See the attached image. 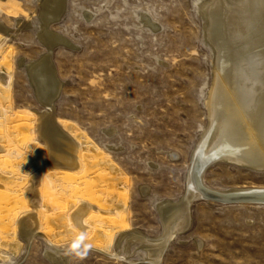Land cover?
Listing matches in <instances>:
<instances>
[{"label": "rangeland", "instance_id": "374dc122", "mask_svg": "<svg viewBox=\"0 0 264 264\" xmlns=\"http://www.w3.org/2000/svg\"><path fill=\"white\" fill-rule=\"evenodd\" d=\"M214 1L65 0L62 15L51 17L42 15L45 0H0V177L24 202L0 201V223L14 217L11 232L22 243L14 263L54 264L46 237L66 264H153L141 243L121 235L160 238V207L187 194L212 120L216 52L207 12ZM41 16L62 37L51 52L40 41ZM45 53L63 84L54 118L80 146L78 169L50 167L39 135L48 109L27 68ZM202 177L211 190L264 189V171L231 163ZM84 206L86 233L72 224ZM28 215L38 220L29 247L19 229ZM191 222L161 264H264L263 204L196 201ZM2 240L10 238L0 230Z\"/></svg>", "mask_w": 264, "mask_h": 264}, {"label": "bare ground", "instance_id": "6f19581e", "mask_svg": "<svg viewBox=\"0 0 264 264\" xmlns=\"http://www.w3.org/2000/svg\"><path fill=\"white\" fill-rule=\"evenodd\" d=\"M64 7L65 0H45L42 15L60 17ZM207 13V39L216 52L217 80L211 103V127L200 141L193 157L187 194L180 203L166 202L160 207L164 225V233L160 238L150 239L140 231L121 235L125 237L130 234L131 241L141 243L148 250L153 264H161L168 245L190 228L191 206L195 199L202 197V190L223 197L264 198L262 188L211 190L205 186L202 177L208 167L219 163L264 171V0H215ZM40 19L43 24L40 41L51 52L62 37L49 29L43 16ZM46 54L27 68L40 102L48 109L39 119V135L49 148L50 167L78 169L80 146L74 143L75 140L68 138L66 131H63L54 118V101L63 84L57 78L52 61ZM41 158L44 156L41 155ZM1 181L0 177V201L4 199L23 207L24 202L19 192L9 191L4 180ZM11 195L20 199L13 201L9 198ZM88 211L87 206L80 207L74 210L72 216V224L82 233L88 231L85 222ZM7 212L10 214L11 210ZM31 221L36 224L38 220L34 215H28L19 226L20 236L28 247L37 232ZM15 224L14 217L0 223V230L5 237L10 238L8 242L2 240L0 243V258L8 264L20 263H14L22 248L17 233L11 232ZM45 239L54 250L48 252L52 262L66 264L68 256L61 255L57 247L48 238ZM85 246L95 249L90 245Z\"/></svg>", "mask_w": 264, "mask_h": 264}, {"label": "water", "instance_id": "95a60500", "mask_svg": "<svg viewBox=\"0 0 264 264\" xmlns=\"http://www.w3.org/2000/svg\"><path fill=\"white\" fill-rule=\"evenodd\" d=\"M196 201H215L218 203H253V204H263L264 198L257 197H223L217 193H212L210 191L202 190V197L194 200Z\"/></svg>", "mask_w": 264, "mask_h": 264}]
</instances>
